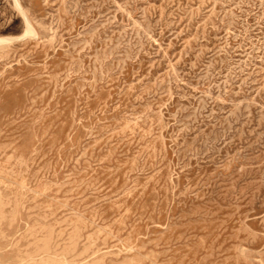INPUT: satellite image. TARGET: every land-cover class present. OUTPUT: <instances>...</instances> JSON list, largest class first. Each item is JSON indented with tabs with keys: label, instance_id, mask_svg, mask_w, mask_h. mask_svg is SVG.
<instances>
[{
	"label": "rangeland",
	"instance_id": "374dc122",
	"mask_svg": "<svg viewBox=\"0 0 264 264\" xmlns=\"http://www.w3.org/2000/svg\"><path fill=\"white\" fill-rule=\"evenodd\" d=\"M0 264H264V0H0Z\"/></svg>",
	"mask_w": 264,
	"mask_h": 264
},
{
	"label": "bare ground",
	"instance_id": "6f19581e",
	"mask_svg": "<svg viewBox=\"0 0 264 264\" xmlns=\"http://www.w3.org/2000/svg\"><path fill=\"white\" fill-rule=\"evenodd\" d=\"M26 31H27V32H30V33H33V30H32V28H31V26H30L29 23H28V25H27V29H26Z\"/></svg>",
	"mask_w": 264,
	"mask_h": 264
}]
</instances>
